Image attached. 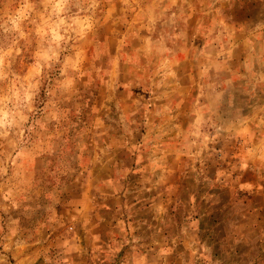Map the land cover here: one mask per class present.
I'll list each match as a JSON object with an SVG mask.
<instances>
[{
  "label": "rangeland",
  "instance_id": "obj_1",
  "mask_svg": "<svg viewBox=\"0 0 264 264\" xmlns=\"http://www.w3.org/2000/svg\"><path fill=\"white\" fill-rule=\"evenodd\" d=\"M0 264H264V0H0Z\"/></svg>",
  "mask_w": 264,
  "mask_h": 264
}]
</instances>
